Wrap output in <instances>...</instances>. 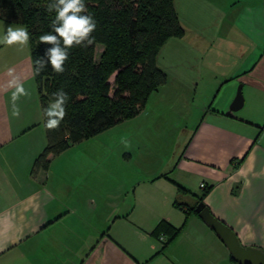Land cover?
Masks as SVG:
<instances>
[{
  "label": "crops",
  "instance_id": "crops-1",
  "mask_svg": "<svg viewBox=\"0 0 264 264\" xmlns=\"http://www.w3.org/2000/svg\"><path fill=\"white\" fill-rule=\"evenodd\" d=\"M260 3L246 32L258 56L234 86L243 81L264 90ZM9 25L22 27L0 19V37ZM9 69L29 95L17 101L20 115L13 117V89L0 90V264H233L198 213L175 206L177 185L202 197L242 245L264 250V129L258 133L245 113L227 114L237 90L193 123L176 157L106 171L104 155L73 144L32 173L46 137L29 43L0 44V89ZM188 195L183 200L193 204ZM160 221L169 227L156 236ZM172 227L179 231L163 247L159 236L168 237Z\"/></svg>",
  "mask_w": 264,
  "mask_h": 264
},
{
  "label": "trees",
  "instance_id": "trees-1",
  "mask_svg": "<svg viewBox=\"0 0 264 264\" xmlns=\"http://www.w3.org/2000/svg\"><path fill=\"white\" fill-rule=\"evenodd\" d=\"M51 2L0 0V19L18 23L30 33V57L42 114L52 93L63 89L69 97L66 115L58 129H47V118L43 114L46 144L33 161L32 173L46 168L52 156L73 144L123 118L135 116L150 93L166 80L164 71L156 65L157 52L169 38L183 32L173 0H84L87 9L84 14L91 15L96 21V28L91 33L94 43L70 49L63 73H56L48 65L35 75L36 60L47 59L46 52L52 47L39 42L41 35L52 31L56 13L46 10ZM97 45L102 48L98 55ZM177 187L175 206L185 210L186 205L195 211L202 197L181 185ZM185 195L194 198L193 204L183 200ZM168 225L166 221H160L153 234L157 236ZM171 229L163 247L179 231L175 227ZM231 261L237 264L233 259Z\"/></svg>",
  "mask_w": 264,
  "mask_h": 264
},
{
  "label": "rangeland",
  "instance_id": "rangeland-1",
  "mask_svg": "<svg viewBox=\"0 0 264 264\" xmlns=\"http://www.w3.org/2000/svg\"><path fill=\"white\" fill-rule=\"evenodd\" d=\"M173 4L183 32L169 38L156 54L165 82L150 93L135 116L77 143V150L104 155L106 171L176 157L197 120L215 100L221 96L226 100L225 93L240 85L244 104L234 113L248 115L258 133L264 129V90L243 81L234 86L235 78L258 56L246 32L260 0H173ZM101 49L96 46L97 55Z\"/></svg>",
  "mask_w": 264,
  "mask_h": 264
},
{
  "label": "clouds",
  "instance_id": "clouds-1",
  "mask_svg": "<svg viewBox=\"0 0 264 264\" xmlns=\"http://www.w3.org/2000/svg\"><path fill=\"white\" fill-rule=\"evenodd\" d=\"M49 13L55 11V19L52 21V31L39 37L40 43L51 44L52 47L47 50L46 57L39 58L35 62L34 74L39 75L48 65L56 73L65 71L64 64L69 59V51L75 46H89L94 43V37L91 33L96 28V21L91 15H85L87 9L84 0H52L46 9ZM30 33L24 27H12L9 25L0 37V44L6 46L19 45L21 47L28 45ZM14 69L8 70L11 77L3 87V91L13 89L11 93L12 116L19 117L20 109L17 101L21 96H28L29 93L20 81V78L14 75ZM69 97L63 89L52 93V98L47 108L43 110L47 118L45 127L49 130L58 129L61 121L66 115L65 105Z\"/></svg>",
  "mask_w": 264,
  "mask_h": 264
},
{
  "label": "water",
  "instance_id": "water-1",
  "mask_svg": "<svg viewBox=\"0 0 264 264\" xmlns=\"http://www.w3.org/2000/svg\"><path fill=\"white\" fill-rule=\"evenodd\" d=\"M244 97L241 91V85L238 87L235 97L233 98L229 110L236 111L242 108ZM203 221L209 225L221 238L227 246L231 258L238 264H264V250L253 246L242 245L235 232L215 217L209 208L202 202L197 203L194 209Z\"/></svg>",
  "mask_w": 264,
  "mask_h": 264
},
{
  "label": "built area",
  "instance_id": "built-area-1",
  "mask_svg": "<svg viewBox=\"0 0 264 264\" xmlns=\"http://www.w3.org/2000/svg\"><path fill=\"white\" fill-rule=\"evenodd\" d=\"M200 186H204V183H200ZM159 240H161L162 242H164L166 240V237L164 235H160L159 236Z\"/></svg>",
  "mask_w": 264,
  "mask_h": 264
}]
</instances>
